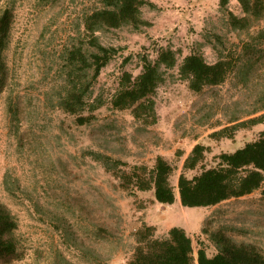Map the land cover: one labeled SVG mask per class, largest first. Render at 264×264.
<instances>
[{
    "label": "rangeland",
    "instance_id": "obj_1",
    "mask_svg": "<svg viewBox=\"0 0 264 264\" xmlns=\"http://www.w3.org/2000/svg\"><path fill=\"white\" fill-rule=\"evenodd\" d=\"M148 1L153 6L143 8V18L151 26L97 34L118 53L92 85L89 102L100 106L96 119L79 126L76 116L59 106L70 83L66 56L74 47L93 50L84 17L103 1L0 0V15L6 8L15 13L7 50L11 84L0 97V199L20 221L24 259L17 264H126L137 246L135 233L145 224L157 228L158 238L175 226L186 228L196 255L202 247L209 255L217 252L205 228H225L238 241L264 247L260 191L209 208H186L179 201L176 207L153 204L152 193L119 189L115 175L90 155L100 151L130 165L149 166L163 155L175 168L177 188L181 174L199 172L184 167L196 144L210 148L205 164L212 165L215 156L236 151L264 129L263 123L213 135L232 126L230 119L247 120L263 105L264 69L247 86L232 74L201 95L190 90L179 66L169 70L155 95V125L145 126L130 110L112 107L122 76L142 72V55L156 59L161 47H172L180 64L193 51L213 63L237 55L247 39L227 20L228 11L242 15L239 0H229L225 8L222 0ZM92 78L93 71L84 81ZM99 227L108 230L104 238L97 235Z\"/></svg>",
    "mask_w": 264,
    "mask_h": 264
},
{
    "label": "trees",
    "instance_id": "obj_2",
    "mask_svg": "<svg viewBox=\"0 0 264 264\" xmlns=\"http://www.w3.org/2000/svg\"><path fill=\"white\" fill-rule=\"evenodd\" d=\"M103 6L92 10L84 17V26L91 37L93 50L74 47L66 56L69 74L68 87L59 100L61 109L76 116L79 126L89 125L96 119L95 111L100 108L89 102L92 85L102 69L118 53L116 48L103 45L97 34L105 29L133 26L141 30L151 23L143 18V8L153 6L148 0H102ZM242 15L228 11V24L242 36L241 51L221 56L210 63L206 57L193 51L179 63V54L172 47H161L156 59L142 55V72L134 77L126 72L120 79V86L112 98L115 110H130L134 118L145 126L158 121L155 95L166 74L179 66V74L195 94L225 84L234 74L246 86L251 76L257 75L264 65V0H239ZM229 0H222L225 8ZM15 13L6 8L0 15V97L11 84V68L7 60V50ZM260 26L257 33L252 30ZM262 64V65H261ZM93 71L92 81L84 77ZM264 71V70H263ZM264 73V72H263ZM264 77V76H263ZM89 110L91 114L84 115ZM249 119L239 116L230 119L232 126L214 132L222 136L239 127H254L264 123V103L250 114ZM210 148L202 143L194 146L191 155L185 160L186 170L195 174L183 173L178 187L172 183L175 168L163 155L156 158L153 166L146 164L130 165L108 154L91 150L93 159L101 163L106 171L118 179L119 189L135 193H152L151 203L164 206L174 205L180 198L186 208L214 207L227 201L239 200L260 191V201L264 202V130L260 136L245 143L233 152H222L215 156L212 165L205 164ZM20 221L12 209L0 199V264H17L24 259L22 241L19 236ZM217 247V252L209 255L205 248L195 253L194 241L187 229L181 226L171 228L165 238L156 236L157 228L147 225L137 229V246L126 264H264V247L254 242L238 241L225 228L210 231L204 229ZM108 230L99 227L97 235L102 238Z\"/></svg>",
    "mask_w": 264,
    "mask_h": 264
},
{
    "label": "crops",
    "instance_id": "obj_3",
    "mask_svg": "<svg viewBox=\"0 0 264 264\" xmlns=\"http://www.w3.org/2000/svg\"><path fill=\"white\" fill-rule=\"evenodd\" d=\"M260 125H262V124H260ZM263 130H264V129H263ZM263 130H261V132H262ZM261 132H260V133H261ZM178 201L181 203L180 199H178ZM178 201H177V202H178ZM177 202H176L174 205H171V206H172V207H174V206L176 207V206L179 204V203H177ZM171 206H170V207H171Z\"/></svg>",
    "mask_w": 264,
    "mask_h": 264
}]
</instances>
